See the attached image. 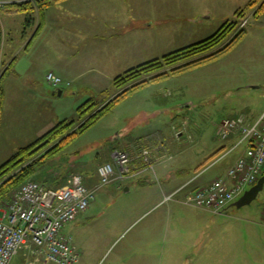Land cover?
<instances>
[{"label":"crops","instance_id":"0c3cea01","mask_svg":"<svg viewBox=\"0 0 264 264\" xmlns=\"http://www.w3.org/2000/svg\"><path fill=\"white\" fill-rule=\"evenodd\" d=\"M21 1L25 0H0V5L12 9L13 4ZM249 1L229 0L227 3L231 6L222 5L228 8L226 14L223 16L220 14L222 19L229 21L236 18L238 10L244 9ZM184 2L188 5L200 3L199 0L56 1L46 9L43 15V27L37 35L34 34L40 21V15L33 14L35 23L31 25L33 28L31 37L28 41L24 39L25 43L20 49H26V54L29 55L27 59L30 60L32 66L34 63L43 64L42 74L45 80L46 74L50 71L62 77L63 83L59 87L53 85L55 92L61 88L63 93V89L69 86L77 92L82 89L110 91L114 87V78L130 68L198 41L199 39L194 40V32L189 31L191 27H187V24L196 23L198 16H200L199 19L211 21L217 8L222 10V7L216 8L209 4L225 1L210 0V3L205 6L189 9L191 12L183 8ZM208 7L209 14L207 15ZM168 12H174V15L171 19L172 23L168 25L169 29L165 30L167 26H163V20L168 17ZM0 21L5 29V23L1 17ZM180 31L186 32L182 36V34L179 35ZM5 35L4 30L2 55L4 48L6 49ZM242 43H244L242 48L246 49V56L254 54L255 58L264 60V11L255 16L253 24L246 29L245 35L234 48L240 47ZM8 48L11 49L13 55L10 60L14 59V63H18L22 50L19 49L15 53V47L8 46ZM234 48L231 50L234 51ZM262 72L264 73V70ZM259 77L253 81L260 82L258 86L246 84L241 85L240 88L246 86L255 89L264 88V78L261 75ZM155 85L159 87L150 91L149 88H145L147 96L143 101L133 102L131 107L143 108V117L152 116V113L156 114L158 110L159 113L153 115L154 117L141 135L128 139L120 149L127 148L131 144L130 140L146 136L153 129H163L167 134L166 139L171 140L168 148H171L169 151H172L174 157L158 161L155 174L149 170L133 172L126 177L136 179L129 183H134L142 194L141 202L132 205L133 211L129 214L130 221L128 225H124L119 237L125 232L129 235L136 227L133 225L147 214L149 216L157 210L159 214L149 224L133 232L128 241L118 250L115 249L114 244L119 237L107 246L85 245L81 243L80 238L78 239L81 233L79 231L86 224L82 221L95 215L93 213L97 208L96 201H94L79 219L71 222L72 226H68L69 222L66 224L68 227L65 225L63 228V233L80 252L79 259L73 264H183V252L189 251L190 256L186 257L188 264H264V196L253 210L244 211L241 210L242 206L238 207L232 203L222 213L184 202L188 190L207 185L216 178L227 176L229 168L247 148L245 142L240 143L241 133L231 132L227 138H221L216 129L220 121L225 118L213 124L211 135L207 134L208 126L204 127L192 121L193 124L189 131L183 126L179 128L184 130L179 137L183 140L185 132L193 133V137L195 139L197 137L198 141L194 147H184L182 141L172 139L169 126L166 124L169 120L168 113H171L174 108L175 103L172 101L176 100L180 103L183 100H178L179 95L176 93L157 95L161 89L167 87L166 81ZM175 88L177 89L178 85H175ZM168 101L171 102L169 106ZM182 104L187 106L186 103ZM263 110L264 100L256 109L245 106L238 111L231 112L226 119L244 118L246 124H251ZM204 137L209 139L210 143L204 144ZM217 139L220 144L215 146ZM165 151L163 150L162 153ZM209 152H212L209 156L218 152L211 165L202 171H196L195 175L183 181L189 175L190 170L194 167L199 168L198 166ZM223 154L226 155L223 156ZM57 181L64 184L66 178L56 180L53 184ZM98 181L99 176L97 178L90 176L85 184L89 189H93ZM42 182L51 183L46 178ZM113 183L115 185L111 183L107 188H104L106 186L99 187L98 194L106 198L121 195L125 184L122 180ZM187 183L189 184L173 199L165 200L166 196ZM125 191L132 192L131 185ZM117 215L125 216L126 214L121 212ZM187 244L193 248L188 250ZM35 250V245L30 242L19 253L24 259L21 260V264H29ZM49 262L39 261L35 264Z\"/></svg>","mask_w":264,"mask_h":264},{"label":"rangeland","instance_id":"374dc122","mask_svg":"<svg viewBox=\"0 0 264 264\" xmlns=\"http://www.w3.org/2000/svg\"><path fill=\"white\" fill-rule=\"evenodd\" d=\"M224 1V3H210V0H199V4L191 3L188 5L184 2L182 5L183 8L189 12L196 7L205 6L207 3H210L209 5L216 8L222 7V5L231 6L230 3H227L229 0ZM256 7L257 6L252 10H247L245 12L246 15L242 14L243 16L240 17V19L236 16V18L234 17L235 19L232 18L229 20H237L238 23H240L228 37H226L223 41L224 44L232 40L238 30L243 28L248 29L253 24ZM227 11L228 8L226 7H222V10L217 8L211 21L199 19L200 16H198L195 20L196 23L187 24V27H191L189 31L194 32V40L199 39L198 41H201L216 33L220 27L227 22V19H222L220 15L222 14L223 16ZM206 13L207 15L209 14V7ZM167 15L168 17L163 20V26H167L165 30L169 29L168 25L172 23L171 19H173L174 12H168ZM236 15H238V12ZM0 17L5 23L4 30L6 34L4 39L6 49L4 48V54L2 55L5 65L0 69V75L3 73L5 66L8 64L11 66L3 79L5 94L3 99V110L0 117V163H2L14 155L21 147L36 142L49 129L63 120L76 121V123H78L81 120L78 108L87 100L94 98L95 101H103V104L100 106L101 108L105 105V101L111 99L115 94L117 95L123 88L114 86L110 91L106 90L109 95L101 93L102 91H95L92 89H82L77 92L71 86L64 88L62 94H59L57 91L55 92L53 85L45 80V76L42 74L44 69L43 64L38 65L34 63L32 66L30 60L27 59L29 55L26 54V49H20L21 45L25 43L24 39L27 41L30 39L33 30L31 26L26 24V12L23 10H12L10 7L7 8L1 4ZM243 18L247 21L246 24L244 23L245 25H242L244 22ZM185 32L180 31L179 35L182 34L183 36ZM189 39L192 42L191 36H189ZM196 42L194 41V43ZM243 44L244 43L239 45L240 47H233L234 51L230 49L219 57L189 67L182 72L170 74L165 78L149 82L130 92L114 107L97 119L90 128L62 140L60 143L61 147L58 151L46 157L44 162L38 166V171L34 174L32 180L44 181L47 176L51 178L48 179L51 183H55L56 179L59 180V177L62 179L66 178L67 180L69 174L80 173L83 175L84 182L86 183V179L88 180L90 176L94 178L99 176V165L112 161L113 152L118 150L130 153L132 159L135 158L134 161L137 162L136 158L140 156L139 152L144 148L149 149L150 159L154 163L153 166L155 169L158 167V161L162 160L163 150H166L174 157V154L171 153L172 151H169L171 148H168L171 140L166 139L167 134L163 129H153L151 132L147 133L148 135L146 136L130 140L132 145L130 144L127 148L120 149L122 148L121 145L128 141V139L141 135L144 129L148 127L151 119L159 113L158 110L156 114L152 113V116L143 117V108L134 109L131 107L132 103L135 101L139 102L140 100L143 101L145 96H147L145 88H149V91L158 88L159 85L155 84H159L163 81H166L167 87L161 89L157 93L158 96L162 93H176L179 95L178 100H183L180 103L173 100L172 102L175 103L173 104V111L168 113L169 120L166 124L169 126V134L171 133L173 140L180 141L176 138V131L182 126L189 131L191 124H193L192 121L202 124L204 127L208 126L207 134L211 135L213 132L212 128H214L213 124L222 118L226 119V117L231 115V112L238 111L245 106L250 109H256L264 100V88L255 89L249 86L240 87L246 84L258 86L260 82L253 81L259 79L260 75L264 78V73L262 72L264 70V60L255 58L254 54H251L249 57L246 56V49L242 48ZM8 46L12 48L15 47V53L19 51V49L22 50L18 57V63H14V59L12 61L10 60L13 55ZM191 60L193 59L186 60L185 62ZM11 62L13 63L10 64ZM169 69L168 67L167 70ZM131 84L132 83L128 86ZM175 85H178V90L175 88ZM170 103L171 102L168 101L167 105L169 106ZM182 103H186L187 106ZM179 104L183 106H177ZM165 116H167V114ZM188 134L193 133L185 132L183 146L194 147L198 139L194 137L191 141L190 139L186 140ZM208 136H206V138H208ZM206 138H203V143H210V140ZM218 144H220V141L217 139L214 145L217 146ZM210 153L212 152L207 154V159L205 158L200 166H198V169L194 167L189 171V175L186 176L183 181L195 175V173H197L196 171H202L204 168H208L211 165L217 156L210 158ZM55 172H57V174L54 175ZM132 180L136 179L126 178L122 180V183L125 184V188L122 190L123 192L121 195L118 197L110 196L106 198L98 194L100 189L97 187L101 185V179L99 177L97 186L93 188L95 190V195L91 202L92 204L96 201L95 206L97 209L96 212L93 213L95 214L93 217L82 221L86 224L79 231L81 233L78 239L80 238L81 243L85 245L96 244L107 246L111 245L113 241L120 236L124 229V225H128L130 221L129 214L133 211L132 205L141 202L142 192L141 190H137L134 183H129ZM57 182L56 184H62V182ZM110 184L111 183L101 186H106L104 188H107ZM111 185H115V183L112 182ZM130 185L132 187V192H126V188ZM263 196L264 189L250 204L242 206L241 210H253V208L259 204ZM121 212L128 216L117 215ZM158 214L159 210L153 212L149 216H147V214L145 217L138 220L133 225L136 227L133 228L129 235H126L125 232V234L119 237L115 242V249L118 250L128 241L129 236L133 232H136L139 227L149 224L151 220L156 219ZM68 226H72V223L70 222ZM186 246L188 250L193 248V246L189 244ZM189 256L190 251L183 252V264H188L186 257ZM21 260H24L23 256L18 254L11 264H21ZM43 264L56 263L49 262Z\"/></svg>","mask_w":264,"mask_h":264},{"label":"built area","instance_id":"2783aa9c","mask_svg":"<svg viewBox=\"0 0 264 264\" xmlns=\"http://www.w3.org/2000/svg\"><path fill=\"white\" fill-rule=\"evenodd\" d=\"M246 22L244 20L242 25ZM46 80L54 86L63 83L62 77L52 71L46 74ZM236 131L242 135L240 143L247 144L244 154L229 168L227 176L188 190L185 203L225 212L264 173V110L251 124H246L244 118L223 119L217 128V134L223 139ZM183 132L181 129L176 131V138L180 141L179 135ZM193 138V134L186 136V140ZM139 153L137 164L130 153L115 151L112 161L98 167L101 185L123 180L133 172L150 170L155 174L149 149L144 148ZM170 157L172 154L165 151L161 158ZM188 184L166 196L165 200L173 199ZM94 195L95 190L86 186L80 173L70 174L62 185L32 179L24 182L13 191L9 200L0 204V264H11L13 258L30 242L36 250L29 264L39 261L57 264L76 262L80 252L63 233V228L88 210Z\"/></svg>","mask_w":264,"mask_h":264},{"label":"trees","instance_id":"16d2710c","mask_svg":"<svg viewBox=\"0 0 264 264\" xmlns=\"http://www.w3.org/2000/svg\"><path fill=\"white\" fill-rule=\"evenodd\" d=\"M56 1L60 0H25L13 4L12 10L25 11L27 14L26 24L29 26L35 23L33 14L38 13L40 15V21L34 34L37 35L43 27V15L46 9ZM255 6L257 7L254 15L258 16L264 11V0H250L244 9L238 11V15L236 16L240 19L244 14L246 15L245 12L247 10H252ZM238 24L237 20L227 21L216 33L201 41L130 68L114 79V86L123 89L117 95L115 94L111 99L105 101L103 107L100 108L103 101L98 102L95 101L94 98H91L79 106L78 110L81 120L78 123H76V121L63 120L49 129L36 142L21 147L9 159L0 163V204L9 200L13 191L19 188L24 182L32 179L34 174L38 171V166L44 162V159L58 151L61 147L60 143L62 140L90 128L97 119L114 107L127 94L149 82L165 78L170 74L182 72L189 67L219 57L232 49L245 35V28L238 30L234 38L228 43L224 44L223 41ZM3 38L4 29L0 21V69L5 65L2 58ZM189 59L193 60L185 62ZM12 63L13 62L10 64ZM10 67L9 64L5 66L3 73L0 75V117L3 110V99L5 94L3 79ZM168 67L170 68L169 70H167ZM130 83L132 84L128 86ZM101 93L108 94L107 91H102ZM217 153L218 152L210 156V158L215 157ZM55 174H57V172H55L54 175ZM46 179L48 180L51 178L46 176ZM59 179H61V177H59Z\"/></svg>","mask_w":264,"mask_h":264},{"label":"water","instance_id":"95a60500","mask_svg":"<svg viewBox=\"0 0 264 264\" xmlns=\"http://www.w3.org/2000/svg\"><path fill=\"white\" fill-rule=\"evenodd\" d=\"M59 94H62V89L57 90ZM264 189V174L259 178V180L250 187L238 200L234 202V205L241 207L250 204L254 199H256L259 193Z\"/></svg>","mask_w":264,"mask_h":264},{"label":"bare ground","instance_id":"6f19581e","mask_svg":"<svg viewBox=\"0 0 264 264\" xmlns=\"http://www.w3.org/2000/svg\"><path fill=\"white\" fill-rule=\"evenodd\" d=\"M114 153V152H113Z\"/></svg>","mask_w":264,"mask_h":264}]
</instances>
